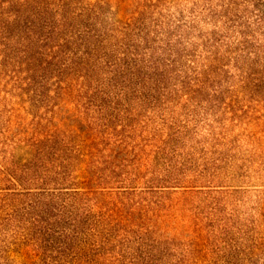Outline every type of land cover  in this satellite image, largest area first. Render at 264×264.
Instances as JSON below:
<instances>
[{
  "label": "rangeland",
  "instance_id": "rangeland-1",
  "mask_svg": "<svg viewBox=\"0 0 264 264\" xmlns=\"http://www.w3.org/2000/svg\"><path fill=\"white\" fill-rule=\"evenodd\" d=\"M0 264H264V0H0Z\"/></svg>",
  "mask_w": 264,
  "mask_h": 264
}]
</instances>
